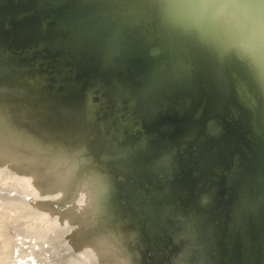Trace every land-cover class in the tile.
I'll list each match as a JSON object with an SVG mask.
<instances>
[{
	"label": "water",
	"instance_id": "95a60500",
	"mask_svg": "<svg viewBox=\"0 0 264 264\" xmlns=\"http://www.w3.org/2000/svg\"><path fill=\"white\" fill-rule=\"evenodd\" d=\"M0 264H264V0H0Z\"/></svg>",
	"mask_w": 264,
	"mask_h": 264
}]
</instances>
